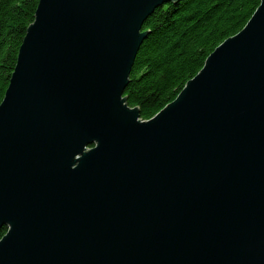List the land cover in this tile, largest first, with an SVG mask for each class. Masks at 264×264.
<instances>
[{
	"label": "water",
	"instance_id": "obj_1",
	"mask_svg": "<svg viewBox=\"0 0 264 264\" xmlns=\"http://www.w3.org/2000/svg\"><path fill=\"white\" fill-rule=\"evenodd\" d=\"M179 1L39 0L0 104V264H264V0L152 119L124 96Z\"/></svg>",
	"mask_w": 264,
	"mask_h": 264
},
{
	"label": "trees",
	"instance_id": "obj_2",
	"mask_svg": "<svg viewBox=\"0 0 264 264\" xmlns=\"http://www.w3.org/2000/svg\"><path fill=\"white\" fill-rule=\"evenodd\" d=\"M39 0H0V104ZM261 0H180L156 9L137 55L125 97L150 120L173 102L207 58L247 25ZM8 228L0 229V240Z\"/></svg>",
	"mask_w": 264,
	"mask_h": 264
}]
</instances>
